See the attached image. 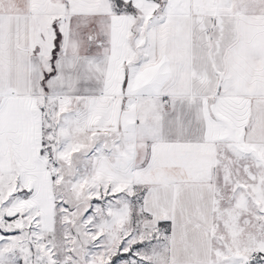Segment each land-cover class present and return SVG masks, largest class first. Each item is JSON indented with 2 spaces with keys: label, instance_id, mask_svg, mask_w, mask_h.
I'll list each match as a JSON object with an SVG mask.
<instances>
[{
  "label": "snow or ice",
  "instance_id": "1",
  "mask_svg": "<svg viewBox=\"0 0 264 264\" xmlns=\"http://www.w3.org/2000/svg\"><path fill=\"white\" fill-rule=\"evenodd\" d=\"M0 264H264V0H0Z\"/></svg>",
  "mask_w": 264,
  "mask_h": 264
}]
</instances>
